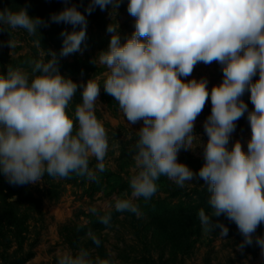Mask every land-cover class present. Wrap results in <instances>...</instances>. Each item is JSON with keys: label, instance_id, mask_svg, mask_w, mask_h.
<instances>
[{"label": "clouds", "instance_id": "1", "mask_svg": "<svg viewBox=\"0 0 264 264\" xmlns=\"http://www.w3.org/2000/svg\"><path fill=\"white\" fill-rule=\"evenodd\" d=\"M120 3L90 0L85 12L90 15L109 5L116 10ZM127 12L135 19L134 31L121 43L119 25L109 24L108 48L92 61L107 69L104 92L117 102L128 124L142 122L130 195L114 197V210L141 216L134 201H150L161 177L180 188L203 180L209 193V211H198L203 232L219 229V236L226 238L228 227L218 219L213 223V218L224 216L243 237L237 250L255 243L264 257V235H256L264 224V0H128ZM50 20L81 26L61 33L60 56L79 51L86 38L84 13L73 4L51 14ZM0 26L38 37L33 45L40 49L39 29L48 24L20 7L0 9ZM16 45L8 41L9 48ZM46 57L29 61L30 72L9 67L6 75L0 74V174L14 186L43 182L45 175H75L99 184L109 148L107 129L96 115L101 84L92 77L79 86L82 103L76 105L73 118L68 107L78 84L60 73L55 52L48 51ZM213 62L222 66L223 79L210 90L206 78L186 79L197 64ZM246 92L252 110L242 98ZM209 98L204 163L194 172L178 161V152L192 149L199 140L195 121ZM245 113L251 129L247 150L239 140L229 148ZM91 158L97 161L94 168ZM112 208L109 204L99 216L106 231L112 227ZM89 211L95 214L97 208ZM87 236L100 246L95 232L89 230ZM55 255L56 264H120L111 250L106 258H93L84 248L75 253L57 249Z\"/></svg>", "mask_w": 264, "mask_h": 264}, {"label": "rangeland", "instance_id": "2", "mask_svg": "<svg viewBox=\"0 0 264 264\" xmlns=\"http://www.w3.org/2000/svg\"><path fill=\"white\" fill-rule=\"evenodd\" d=\"M90 0H0V9L19 10L27 7L30 16L40 17L48 26H41V48L33 45L38 37L29 36L24 30H12L0 26V74H7L8 68L31 71L29 61L47 58V52H55L62 75L78 84L76 96L68 107L69 116L74 118L75 107L82 103L80 85L90 78L98 79L100 97L97 101L96 115L103 122L108 133L109 148L105 158L106 171L98 173L100 182L88 181L75 175L70 179H53L45 175L43 182L14 186L0 174V207L7 192L15 218H0V264H56L57 249H87L91 256L106 258L109 250L116 254L120 264H264L260 248L253 243L245 246L243 251L237 245L243 241L235 223L226 217L218 219L229 229L228 236H219L216 232L205 234L198 218L200 208L209 211L207 200L209 193L203 180L186 183L178 187L166 177L158 181L159 189L153 198L145 202L142 198L135 200L141 216L130 212L118 213L114 210V197L126 198L130 195V178L135 174L133 155L138 139L137 129L142 122L129 125L118 104L103 89L104 73L107 69L92 63L94 58L108 48L111 33L109 24L119 25L121 43L134 31L135 19L127 12L128 0H122L118 9L109 5L105 10L99 7L89 15L85 12ZM76 5L87 19L86 38L80 50L60 56L64 37L62 32L79 31L71 24L53 23L50 16L66 6ZM17 41L15 48L8 47V41ZM208 80L209 90L222 82V66L213 62L211 65L199 63L191 76L186 79ZM258 78V76L256 77ZM253 106L246 92L242 97ZM211 113L210 98L203 112L195 121V133L199 140L192 149H181L178 161L198 172L204 163L203 150L207 135L203 124ZM251 136L247 113L239 121L232 134L228 147L239 140L244 150ZM97 161L90 159V167ZM3 198V199H2ZM11 198L12 201H10ZM113 205L112 227L107 231L99 222V216ZM96 207L93 214L89 209ZM3 210V208H1ZM95 232L101 244L97 247L87 233ZM256 235H264L261 224Z\"/></svg>", "mask_w": 264, "mask_h": 264}, {"label": "trees", "instance_id": "3", "mask_svg": "<svg viewBox=\"0 0 264 264\" xmlns=\"http://www.w3.org/2000/svg\"><path fill=\"white\" fill-rule=\"evenodd\" d=\"M10 196H12V193L7 192L4 195V199L2 198L3 201H2L1 207H0V218L4 217V218L10 220L11 218L16 217V214L13 212L12 207H11V204H13L14 202H9L7 200V198H9ZM1 208H3V210Z\"/></svg>", "mask_w": 264, "mask_h": 264}]
</instances>
